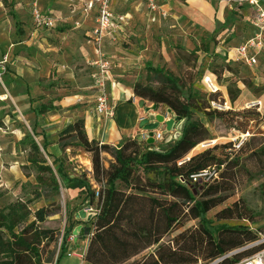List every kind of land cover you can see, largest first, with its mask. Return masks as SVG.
<instances>
[{
  "label": "trees",
  "instance_id": "16d2710c",
  "mask_svg": "<svg viewBox=\"0 0 264 264\" xmlns=\"http://www.w3.org/2000/svg\"><path fill=\"white\" fill-rule=\"evenodd\" d=\"M211 41V38H201L202 48L194 49L208 53ZM227 53L226 50L225 69L233 73L232 65L243 64L233 63ZM147 67L151 68L149 64ZM151 73L160 85L136 83L133 94L155 105H165L172 117L178 119L182 129L173 143L163 147L149 141L143 143L139 138H126L115 146L100 143L88 138L82 118L75 119L59 132L56 142L62 154L50 157L51 164L32 134L27 133L20 141L29 146L28 162L49 174L48 182L39 175L36 177L44 190L58 195L61 188L74 189L90 205L95 204L96 211L87 215L81 230L88 235L83 258L89 264H124L136 257L128 264H199L222 256L257 236L258 230L246 224L221 222L251 221L239 201L219 209L212 218L208 216L233 194L242 166L233 169L223 166L210 184L191 188L188 200L173 195L183 191L185 179L191 174L216 162L215 150L231 146L230 142L214 144L189 154L209 138V130L198 114L210 121L218 118L227 128L241 133H247L252 124L258 127L264 122V115L256 107L213 108L212 101H223L221 90L210 93L193 85L184 90L179 78L171 72L156 68ZM218 78L216 76L217 83L222 85ZM227 92L233 101L240 88L235 87L234 91L228 88ZM53 108L51 103L39 106L40 112ZM245 146L242 142L240 151L245 150ZM45 147L42 144L43 150ZM69 147H79L90 154L91 179L85 173L74 174L67 170L65 151ZM261 152L258 148L251 153L256 156ZM105 155L111 158L107 166ZM35 193V199L39 198L41 194ZM30 201L16 200L0 209V264H57L64 250L65 238L73 227L64 228L59 243V231L43 226L60 208L52 210L40 206L32 210L28 205ZM165 236L169 239L164 241ZM253 251L235 254L218 264H232Z\"/></svg>",
  "mask_w": 264,
  "mask_h": 264
},
{
  "label": "crops",
  "instance_id": "0c3cea01",
  "mask_svg": "<svg viewBox=\"0 0 264 264\" xmlns=\"http://www.w3.org/2000/svg\"><path fill=\"white\" fill-rule=\"evenodd\" d=\"M2 1H0V59L6 54L8 63L3 86L0 85V117H3L4 122L9 121L8 113H12L13 105L26 123L32 122L31 133L34 139L38 144L40 141L46 145L45 150L42 145L40 147L45 158L61 156V150L56 142L57 136L77 118L84 120V127L90 140L94 139L112 146L118 145L126 138L149 135L150 131L163 133L160 142L163 147L175 141L179 134L178 122L174 121L170 130H166L165 123H156L158 113L154 110L155 106L147 105L146 101L134 96V85L128 80L131 79L130 76L124 78L117 69L122 67L123 70L120 71H124L131 59L124 51L119 52L113 43L125 31L128 32L132 27L138 26L140 22L151 21L159 25L163 20L158 13L148 10L144 0H112L110 4L111 24L102 38L101 45L102 51L109 55L107 93L109 101L114 106V115L111 118H104L95 112L97 96L95 68L90 67L88 63L97 58L95 45L90 40L97 16L93 0H38L41 13L52 18L54 29L34 26L32 19L27 16L28 0H14L18 2L17 5L14 8L11 6L8 14L6 12L4 15ZM23 1L24 7L21 4ZM158 2L168 11V18L174 23L183 20L190 27L199 26L210 33L221 29V33L224 34L228 31V18L241 19L243 24L239 29L238 39L233 38L237 39V45L253 32L249 22L252 9L248 6L233 11L225 0H158ZM261 4L264 6V1ZM16 30L19 31L16 33ZM230 30L234 32V29ZM234 47H227L228 57L233 55ZM148 64L152 69L147 67ZM156 68L159 67L146 63L147 71L151 72ZM51 75L54 76L50 78ZM63 82H68L67 84L72 87L73 91L70 94H66L61 87ZM221 91L226 95L223 85ZM4 94L7 97L4 98ZM49 103L54 108L40 112V104ZM170 118L171 113L165 121ZM155 123L157 128H147ZM10 132L12 133V130ZM2 155L5 154L1 153L0 148V175L4 183H10L12 161L3 160ZM66 191L70 197L78 193L74 189ZM89 213L85 214L81 210L74 213L73 219L79 222L72 226L69 233L73 235L72 240H69L67 235L64 241V250L78 242L82 244L81 252L72 254V257L79 259L76 264L88 263L83 258L88 235L81 230ZM77 226H81V229L74 234Z\"/></svg>",
  "mask_w": 264,
  "mask_h": 264
},
{
  "label": "rangeland",
  "instance_id": "374dc122",
  "mask_svg": "<svg viewBox=\"0 0 264 264\" xmlns=\"http://www.w3.org/2000/svg\"><path fill=\"white\" fill-rule=\"evenodd\" d=\"M30 2L31 0H28L26 10L28 12L27 16L32 19ZM17 3L14 0H3L4 10H2V14L4 15L6 12L8 14L11 6L14 8ZM21 4L23 7L25 6L24 1ZM93 4L97 8L95 0H93ZM161 17L163 20H161L162 22L159 25L151 21L140 22L138 26L132 27L128 32L125 31L113 43L118 47L119 52L124 51L128 54L126 56L131 59L128 61L129 63L124 71H120L123 70L122 67H117L119 74H122L124 78L130 76L131 79L128 80L132 81L133 85L140 83L158 87L160 85L159 82L146 69V63L149 62L153 67L163 68V70L171 72L179 78V85L185 90L189 85H193L197 89L201 88V78L208 72H215V76L217 78L219 76V83L226 89V95L223 96L227 98L228 104L231 105L232 109L241 110L247 108L246 104L248 102L259 100L262 105L257 110L264 115V48L256 55L257 63L253 67L232 65L233 73L225 69L227 65L224 53L228 46L237 45L239 29L243 24L241 19L231 18V20L228 18V31L222 34L221 29L210 33L202 30L199 26L190 27L183 20L174 23L172 19L168 18V15ZM230 28L234 29V32H231ZM51 29H54V26ZM18 31L16 30V33ZM235 37L237 39L233 40ZM201 38L212 39L208 53L203 52L202 49L197 51L194 49L199 46L202 48V45H200ZM99 50L104 55V59L107 60L109 55L102 51V45ZM92 62L91 60L88 61L89 66L95 68L91 64ZM89 66L87 67L89 68ZM4 74L2 78H4ZM52 76L54 75H51L50 78ZM250 78H252V81H250ZM67 83L63 82L61 87H63L66 94H70L73 89ZM235 87H241V89L235 100L231 101L227 91L228 88L234 91ZM145 101L147 105L155 106L154 110L158 113L157 115L163 118V121L159 123H164L165 118L170 114L168 108L165 105H155L148 100ZM8 114L9 121L7 122H4L3 117H0V148L1 153L5 154L4 156L2 155V159L12 161V179L10 183H4L0 175V209L16 200H31L28 205L32 210L40 206H46L52 210L59 207V212L49 216L43 226L59 231L58 242L60 243L64 228L70 225L74 226L79 222L73 219L74 213L80 210L85 214L86 212H95V204L90 205L88 200H84L83 195L79 193L70 197L64 188L60 189L58 195H54L50 190L43 189L44 186L37 181L36 177L39 175L48 182L49 174L37 170L34 165L28 162V156L30 155L29 146L27 143H20L27 133L32 134L33 123H26V120L13 105L12 113L9 112ZM198 117L209 130V138L198 144L189 154L214 144L222 145L230 142V147H220L214 151L216 162L204 167V169L214 167L217 170H221L223 166L228 169L242 166L233 194L224 203L209 212L208 216L212 218L213 214L219 209L239 201L244 205L245 212L251 221L223 220L221 222L246 224L253 230H258L257 234H264V122L259 124L258 127L252 124L247 133H241L235 129L227 128L218 118L210 121L207 117L200 114H198ZM10 130H12V133ZM242 134L246 136L243 139V144L246 143V146L245 150L240 151L237 144L241 140ZM138 137L141 139V135ZM141 141L143 143L146 142L145 140ZM160 142L154 139L153 143L160 144ZM39 143L41 147L42 144L40 141ZM258 148L262 150L259 155L255 156V153H251ZM65 153L67 170L74 174L85 173L91 179L92 164L90 154L79 147H69ZM104 159L105 166H107L108 160L111 158L109 155H105ZM47 161L51 164L50 158ZM185 180L183 191L174 194L175 198L188 200V192L191 188L197 189L199 186H207L211 183L210 181L192 183L187 178ZM3 184L9 185L4 186ZM94 187L96 188V185ZM35 192L41 194L37 199H35ZM168 239L169 236L164 237V241ZM81 248L82 244L80 245L78 242L74 246H70L68 250H63L57 264H76L79 259L72 257V254H79ZM209 262H200L199 264H209Z\"/></svg>",
  "mask_w": 264,
  "mask_h": 264
},
{
  "label": "built area",
  "instance_id": "2783aa9c",
  "mask_svg": "<svg viewBox=\"0 0 264 264\" xmlns=\"http://www.w3.org/2000/svg\"><path fill=\"white\" fill-rule=\"evenodd\" d=\"M112 0H95L97 3V16L95 25L91 30L90 40L94 43L96 48L97 58L91 64L95 66V86L97 89V96L95 99V112L104 118H111L114 115V106L109 101L107 93V73L109 63L104 59V55L100 52L102 38L108 31L111 22L112 12L110 4ZM132 1V0H125ZM146 7L158 13L160 16H167L168 11L163 7L158 0H144ZM230 9L240 10L248 6L252 9L250 18V26L253 28L252 34L242 41L239 45L234 47L233 55L229 58L233 63H241L248 67H253L256 63V55L264 48V6L261 4L264 0H225ZM31 17L35 27L51 28L54 26L51 17L41 13L38 7V0L31 1ZM8 55L4 54L0 59V85L3 86V74L7 70ZM202 89L206 92H217L221 90V85L216 81V76L213 73L205 74L200 81ZM222 92V91H221ZM223 94V93H222ZM7 97L6 94L3 95ZM211 107L218 109H228L231 105L228 104L227 99L223 96V101H212ZM262 105L261 101L256 100L248 102L247 108H259ZM152 137L155 140L162 141L163 135L161 132H152ZM246 136L242 134L241 140L238 142L239 147ZM149 135H141L140 140H146ZM218 170L216 168L203 169L191 174L188 181L197 183L200 181H213L217 178ZM97 195V192H96ZM73 235H69V240H72ZM254 250L251 254L241 256L232 264H264V234L258 233L256 238L252 241L246 242L240 247H237L222 256H219L209 262V264H218L225 258H231L235 254L244 251Z\"/></svg>",
  "mask_w": 264,
  "mask_h": 264
},
{
  "label": "water",
  "instance_id": "95a60500",
  "mask_svg": "<svg viewBox=\"0 0 264 264\" xmlns=\"http://www.w3.org/2000/svg\"><path fill=\"white\" fill-rule=\"evenodd\" d=\"M156 123L157 122H162L163 121V118H162V116H159V115H157L156 116ZM174 121H178V119L177 118H175V117H172V118H170L169 120H166V121H164V123H165V126H166V130H170L171 129V126L173 125V123H174ZM150 124L147 128L148 129H155V128H157V124ZM180 124V123H179ZM178 130H179V133L181 132V125H178V128H177ZM180 136V134H178L177 135V138ZM148 141L149 142H154V139H153V137H152V131H150L149 132V138H148ZM91 213V212H90ZM89 213V214H90ZM88 214V215H89ZM81 229V226H77L75 229H74V231H73V233L74 234H76V231L77 230H80Z\"/></svg>",
  "mask_w": 264,
  "mask_h": 264
}]
</instances>
